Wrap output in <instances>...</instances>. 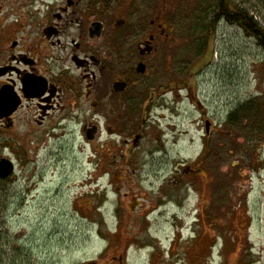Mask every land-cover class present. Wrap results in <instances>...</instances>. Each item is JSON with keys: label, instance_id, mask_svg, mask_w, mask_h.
<instances>
[{"label": "rangeland", "instance_id": "374dc122", "mask_svg": "<svg viewBox=\"0 0 264 264\" xmlns=\"http://www.w3.org/2000/svg\"><path fill=\"white\" fill-rule=\"evenodd\" d=\"M233 2L264 27V0ZM102 3L126 19L122 32L165 24L175 39L165 67L174 72L175 60L181 100L133 118V134L143 124L147 137L124 180H112L113 158L97 176L95 143L78 122L49 136V148L44 139L13 155L15 174L0 183V264H264V49L225 20L212 31L215 0ZM188 164L196 179L152 195Z\"/></svg>", "mask_w": 264, "mask_h": 264}, {"label": "flooded vegetation", "instance_id": "af4514ba", "mask_svg": "<svg viewBox=\"0 0 264 264\" xmlns=\"http://www.w3.org/2000/svg\"><path fill=\"white\" fill-rule=\"evenodd\" d=\"M108 13L102 0H0V150H8L0 160L15 164L13 155L39 148L44 139L49 148V136L62 137L78 122L85 141L95 143L92 163L99 178L108 158L118 169L112 180H124L130 168L142 165L130 160L147 137L143 124L133 134V118L155 119L159 109L181 100L175 60L174 72L165 67L172 57L166 45L175 39L160 20L122 32L126 19L115 21ZM176 169L153 196L173 180L196 179L199 171L192 164ZM15 170L16 164L0 183Z\"/></svg>", "mask_w": 264, "mask_h": 264}, {"label": "trees", "instance_id": "16d2710c", "mask_svg": "<svg viewBox=\"0 0 264 264\" xmlns=\"http://www.w3.org/2000/svg\"><path fill=\"white\" fill-rule=\"evenodd\" d=\"M216 2V10L208 25L209 28L212 27V31H214L216 24L220 20L225 19L229 24H234L242 28L250 37L255 38L264 49V27L249 10L242 8L234 3L233 0H216Z\"/></svg>", "mask_w": 264, "mask_h": 264}, {"label": "water", "instance_id": "95a60500", "mask_svg": "<svg viewBox=\"0 0 264 264\" xmlns=\"http://www.w3.org/2000/svg\"><path fill=\"white\" fill-rule=\"evenodd\" d=\"M14 169H15V164L9 158H2L0 160V176L2 178L9 177L14 172ZM86 264H94V263L89 262Z\"/></svg>", "mask_w": 264, "mask_h": 264}]
</instances>
